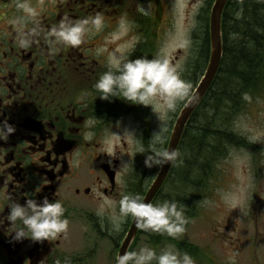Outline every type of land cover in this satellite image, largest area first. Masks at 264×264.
<instances>
[{
  "label": "flooded vegetation",
  "instance_id": "af4514ba",
  "mask_svg": "<svg viewBox=\"0 0 264 264\" xmlns=\"http://www.w3.org/2000/svg\"><path fill=\"white\" fill-rule=\"evenodd\" d=\"M202 1L189 0V6ZM29 2L39 13L36 24L43 31L65 17L76 21L98 12L104 16L105 27L100 34L86 38L79 47L50 49L42 31L30 47L21 48L18 46L19 25L14 21L22 13L15 6L16 0H0V122L7 119L16 129L7 141L0 140V264H116L134 219L129 217L117 233L110 230L109 215L118 211L121 193L140 194L145 198L158 177L162 166L145 167V155L138 152L141 142L147 148L153 133L158 131V116L150 106L132 105L118 98L110 101L100 99V93L93 86L107 71L108 54L117 46L106 45V38L116 30L120 17L127 15L132 28L128 36L117 43L121 46L129 42L135 44L130 53L132 59H151L160 51L173 27V0ZM203 5L199 28L207 26L208 2ZM140 7H150V14H141L138 11ZM33 26L27 23L22 30L27 32ZM199 31L190 35L194 53L189 55L185 71L181 72V77L188 83L191 63L197 58L202 59L204 53L202 45L206 42V31L203 35ZM102 46H106L108 51L97 55L96 49ZM197 85L194 87L192 84L190 98ZM244 93L249 94L248 91ZM211 96L209 92L195 110L178 148L179 151L185 146L188 153L193 145L199 148L203 160L201 186L206 195L212 184L211 188L215 190L221 188L222 184L216 177L221 171L219 167L228 161L231 153L250 152L253 145L237 120L225 123V130L221 128L223 123L217 127V132L208 128L205 114L207 99ZM190 98L181 102L178 113L176 110L171 112L165 148L169 147L176 121ZM248 103L242 97V105ZM86 119L94 120L95 136L91 142L83 140V134L88 130L85 128ZM117 122L136 136L117 137L113 157H109L102 152L101 142L111 132L112 125L114 132L120 131L115 127ZM209 135L216 137V142H207ZM127 140L134 143H127ZM76 154H79V166L74 160ZM124 162H130L127 170L117 171ZM190 162L188 159L187 163ZM248 167L252 168V165ZM174 168L172 166L153 204L172 195L170 190L176 177ZM100 194L113 201V208L106 210L103 217L97 215ZM45 197L50 201L58 199L66 209L65 217L69 220L67 234L43 242L13 240V232L21 225L17 221L15 227L11 226L7 220L8 207L13 203L25 204L26 198L42 201ZM208 198L220 200L217 196ZM249 201L262 206L256 208L255 205V213L249 214L248 221L254 219V230L264 234V185L263 196H253ZM238 225L241 226L240 223ZM141 237L142 231L139 230L130 251L140 248ZM254 244H239V249L234 251L237 254L235 264H264L261 262L264 256L258 254L259 246ZM188 248L194 250L195 256H191L196 264H228L209 247L201 249L189 245Z\"/></svg>",
  "mask_w": 264,
  "mask_h": 264
},
{
  "label": "clouds",
  "instance_id": "9594fccd",
  "mask_svg": "<svg viewBox=\"0 0 264 264\" xmlns=\"http://www.w3.org/2000/svg\"><path fill=\"white\" fill-rule=\"evenodd\" d=\"M15 6L22 13L17 21H14L19 25L18 32L21 33L18 46L28 48L43 31L36 24L39 13L29 0H16ZM138 11L147 16L151 9L140 7ZM27 23H32L34 26L29 31L23 32V26ZM104 27V16L99 12L76 21L65 17L57 25L43 31V38L53 50L60 47L75 48L85 43L86 38L100 34ZM131 28L132 22L127 15H122L116 30L106 38V45L108 43L117 45L108 54L107 71L99 77L93 87L100 93L98 96L100 99L110 101L118 98L132 105L150 106L161 123L158 131L154 132L148 141L147 148L142 142L139 146V154L145 155L144 165L149 169L169 163L171 166H179L183 164V160L180 159L181 153L177 149L164 147L167 128L163 121L167 113L176 110L178 102L190 98L191 85L181 78L178 67L170 62L166 48H161L151 59L130 58L135 44L129 42L126 46H121L117 42L127 37ZM107 51L108 48L102 46L96 49V54L101 55ZM243 99L251 102V97L247 93L243 94ZM94 127L93 119L85 120V128L88 129L83 134L85 142H91L94 139ZM115 127L120 131L114 132L112 125L111 132L106 134L101 142L102 152L109 157H113L117 137L126 139L129 134L135 135L132 131L122 128L120 122H117ZM15 131V127L7 119L0 122V140L7 141ZM249 142L255 143L256 140L254 137H249ZM78 155H74L77 166L80 164ZM129 163H122L117 171H126ZM242 196V192H231L225 193L222 199L230 209H242ZM99 200L97 215L103 217L106 210L113 208V201L103 194L99 195ZM200 203L211 205V201L206 199ZM8 208L7 220L11 222V226L15 227L17 221L21 225L13 232V240L17 242L24 239H30L33 242L51 241L68 232L69 220L65 217L66 209L58 199L50 201L45 197L42 201H38L34 198H26L25 204L13 203ZM129 217L135 220L138 230L167 235L172 239L182 236L189 223L185 215V207L175 200H164L153 204L145 202L140 194L121 193L118 211L109 215L110 230L120 232ZM116 264H196V262L189 253L181 252L169 245L159 254L154 248L148 246L124 252L117 257ZM230 264H235L234 257L230 258Z\"/></svg>",
  "mask_w": 264,
  "mask_h": 264
},
{
  "label": "rangeland",
  "instance_id": "374dc122",
  "mask_svg": "<svg viewBox=\"0 0 264 264\" xmlns=\"http://www.w3.org/2000/svg\"><path fill=\"white\" fill-rule=\"evenodd\" d=\"M205 1L208 2V8H212L215 2V0H203L200 4L189 6V0H173V27L170 30L169 36L165 37V41L161 45V48H166L168 50L170 62L175 63V66L178 67L180 75L181 72L185 71V65L186 61L189 60V55L194 53V44L190 39V35L196 30H200L199 32L202 35L204 34V27L199 28V16L202 12V8L205 7V4L203 5ZM209 12H211V10H209ZM196 35L198 36L199 33L197 32ZM210 50L211 44L209 48V57ZM180 53H182V56H180ZM177 57H180V59H177ZM194 79V74H191V76L188 77L189 84L191 86L192 84L196 85L199 81L198 80L194 84ZM257 92H260V94L251 95L250 97L252 101L248 103L249 105H245L244 109H234L229 113L228 111L230 110H227L226 108H223V111H217V116L224 117L226 119L228 118V121L230 122L237 120L240 124V128L248 139L249 137L255 138L256 142L253 143L251 151L233 152L228 158V161L221 164V167H219L221 168V171L219 170V174L217 173L218 175L216 177V180H219L222 184L221 188L215 190L211 188V186H213L212 184L207 189V195L204 191H198V193H196L193 189L186 191L188 195L198 194L200 196L202 194V200H209L208 197L210 196L220 197V200H209L211 201V205L201 204L200 202L202 200L199 201L197 206V210H201L199 211V216L194 219H189V223L186 225V232L179 238L172 239L167 235L142 231L140 247H152L159 254L161 250L169 245L178 249L173 242L179 241V243L194 245L195 247H200L201 249L209 247V249L218 254L220 260L230 264V258L237 257V254H235L234 251L239 249V244L246 246L255 243L254 245L259 246L258 249L260 253L258 254L264 256V234L256 233L254 230V219L250 222L248 221L249 214L255 213L253 209L256 205L250 204L249 199L253 196L256 198L258 196H263L264 185V83L259 86ZM181 102H178L177 104V113L182 106ZM170 114L171 112L167 113L163 121L167 130L169 127ZM210 118L211 116L209 115L208 119ZM160 123L161 122L158 118V129ZM216 124L219 126L220 122H217L216 120L215 125ZM198 137L200 138L201 136L198 134ZM127 143L134 142L127 140ZM179 152L181 153L180 159L183 160L184 164L188 159L190 160L188 156L189 153L187 152L185 146H182ZM200 163H203L202 159ZM250 165H252V168L248 167ZM182 166L183 165L175 166V173L179 171ZM198 178L199 176L195 175L194 177H190L191 181H189L191 183V187H195V184L199 183V181H197ZM175 185L176 180L174 186L171 187L170 190L173 197L178 198L183 196V193L185 195L182 188L179 185L178 187L177 185L175 187ZM231 192L243 193L242 209L233 210L224 203V200L222 199L223 195ZM261 207V205H256V208ZM238 223H240V227ZM259 224L262 225V221H260ZM161 237L163 239L159 240L160 243H155ZM263 261L264 257L261 258V262Z\"/></svg>",
  "mask_w": 264,
  "mask_h": 264
},
{
  "label": "trees",
  "instance_id": "16d2710c",
  "mask_svg": "<svg viewBox=\"0 0 264 264\" xmlns=\"http://www.w3.org/2000/svg\"><path fill=\"white\" fill-rule=\"evenodd\" d=\"M209 10L207 11L206 42L202 45L204 53L202 59H195L191 63V74L195 76L194 84L204 74L209 61L210 34H209ZM223 48L224 55L221 62L217 78L210 89L212 96L207 99L206 117L208 119V128L217 132V124H222V130L225 123H229L228 118L217 116V111H223V108L232 112L234 109H244L242 105L243 91H248L250 95H257L259 86L264 83V0H230L227 4L222 21ZM198 60V61H197ZM198 70V71H197ZM195 87V85H194ZM228 117V116H227ZM218 126V127H219ZM208 129V130H209ZM217 138L208 136L209 143L216 142ZM214 141V142H213ZM190 163L181 164L182 168L175 173L176 185L182 188L183 196H168L164 200H175L185 207V215L188 219L199 216L197 206L202 200V194L199 196L188 195L186 191L193 189L196 193L204 191L201 186V165L202 156L198 147L192 146L190 153ZM189 164V165H188ZM195 172V173H194ZM191 175V176H190ZM199 176L195 187H191L190 177ZM174 180V183H175ZM190 180V181H189ZM173 183V184H174ZM175 185V187H176ZM182 194V193H181ZM198 211V212H197ZM163 238H159L155 243L159 244ZM176 247L181 252H187L195 256L193 249L189 245L174 241Z\"/></svg>",
  "mask_w": 264,
  "mask_h": 264
},
{
  "label": "water",
  "instance_id": "95a60500",
  "mask_svg": "<svg viewBox=\"0 0 264 264\" xmlns=\"http://www.w3.org/2000/svg\"><path fill=\"white\" fill-rule=\"evenodd\" d=\"M229 1L230 0H215L211 9L209 24L211 50L208 67L191 98L188 100L179 114L168 149L178 150L187 123L194 114L195 110L210 92V89L217 78L224 55L222 21L225 8ZM171 169L172 166L170 163L162 166L158 177L155 179L144 198L145 202L153 203L155 197L165 183ZM138 232L139 230L136 227V222L133 220L130 231L121 246L118 256L130 250L136 236L138 235Z\"/></svg>",
  "mask_w": 264,
  "mask_h": 264
}]
</instances>
